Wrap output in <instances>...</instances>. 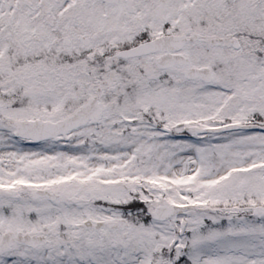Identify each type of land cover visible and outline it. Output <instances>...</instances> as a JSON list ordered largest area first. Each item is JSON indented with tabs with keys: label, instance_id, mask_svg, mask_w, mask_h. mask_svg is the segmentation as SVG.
<instances>
[{
	"label": "snow or ice",
	"instance_id": "snow-or-ice-1",
	"mask_svg": "<svg viewBox=\"0 0 264 264\" xmlns=\"http://www.w3.org/2000/svg\"><path fill=\"white\" fill-rule=\"evenodd\" d=\"M0 264H264V0H0Z\"/></svg>",
	"mask_w": 264,
	"mask_h": 264
}]
</instances>
